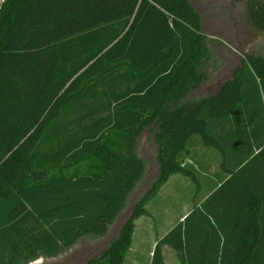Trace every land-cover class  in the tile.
<instances>
[{
  "label": "trees",
  "instance_id": "obj_1",
  "mask_svg": "<svg viewBox=\"0 0 264 264\" xmlns=\"http://www.w3.org/2000/svg\"><path fill=\"white\" fill-rule=\"evenodd\" d=\"M251 11L264 33V4ZM211 47L191 0H4L0 264L105 237L146 176L137 151L146 132L157 176L118 236L84 264H124L162 187L182 174L201 189L198 168L214 185L157 236L150 264H167L166 247L180 264H264V55L246 54L200 97ZM198 145L210 152L200 156ZM214 154L215 164L202 160Z\"/></svg>",
  "mask_w": 264,
  "mask_h": 264
},
{
  "label": "rangeland",
  "instance_id": "obj_2",
  "mask_svg": "<svg viewBox=\"0 0 264 264\" xmlns=\"http://www.w3.org/2000/svg\"><path fill=\"white\" fill-rule=\"evenodd\" d=\"M191 1L202 15L205 33L209 36L212 44V58L207 65L210 79L195 92V95L204 97L215 94L220 85L226 79L232 77L233 73L244 62L246 54L264 55V33L256 29L247 9L242 13L239 28L235 27L239 32L229 34L223 29L225 26L222 24L221 19L217 17V14L212 13L214 4L221 0ZM210 5L214 6L210 8ZM199 139H201L200 136H194L191 143ZM192 150L200 156L204 155V152H210V150H203L201 145ZM137 151L148 162L146 176L130 195L127 208L111 226L109 233L102 238H83L71 250L57 257L43 256L29 264H84L89 259L100 255L107 248L109 243L118 236L121 227L130 216L133 204L146 191L158 173L157 144L153 134L146 132L141 137ZM211 152L218 153L215 150H211ZM186 161L188 162L189 159L187 158ZM216 161L217 155L214 154L211 163L215 164ZM198 169L199 175H201V189L197 187L191 178L182 174L173 175L167 184L162 187L159 195L149 204L150 215L143 216L136 222L132 248L128 252L124 264H150L157 236H163L176 225L180 218L193 207L194 199L196 197L197 199L203 198L208 189L214 185V174L205 176L204 172L200 168ZM165 256L167 264H178L176 255L169 247L165 248Z\"/></svg>",
  "mask_w": 264,
  "mask_h": 264
},
{
  "label": "flooded vegetation",
  "instance_id": "obj_3",
  "mask_svg": "<svg viewBox=\"0 0 264 264\" xmlns=\"http://www.w3.org/2000/svg\"><path fill=\"white\" fill-rule=\"evenodd\" d=\"M256 1L264 4V0H221L217 4H214L215 6L210 5V8L214 6V8H212V13L217 14V17L221 19L222 24L225 26L223 29L229 34L233 32L238 33L239 30L235 27L239 28L241 24L240 19H242V13L245 9L249 11L250 18L253 22L251 6Z\"/></svg>",
  "mask_w": 264,
  "mask_h": 264
},
{
  "label": "crops",
  "instance_id": "obj_4",
  "mask_svg": "<svg viewBox=\"0 0 264 264\" xmlns=\"http://www.w3.org/2000/svg\"><path fill=\"white\" fill-rule=\"evenodd\" d=\"M3 2H4V0H0V7H1V5L3 4ZM202 160H204V161H206V162H208V163L211 164V158H209V156H206L205 158H202ZM212 187H213V186H212ZM212 187H211V188H212ZM211 188L208 189L206 195H205L203 198H199V199H197V197H196V199H194V201H193V202H194L193 207L190 209V211H188V213H186L185 215H183L177 223H179L180 221H182V220H183V219H184V218H185V217H186V216H187V215H188V214L194 209V206H195L196 202H197V204H200L203 200H205V198L208 196V194H209ZM195 200H196V201H195ZM177 223H176V224H177ZM174 226H175V225H174ZM174 226H173V227H174ZM173 227H172V228H173ZM172 228H171V229H172ZM171 229H169V230H171ZM169 230H168V231H169ZM168 231H167V232H168ZM167 232H166V233H167ZM166 233H165V234H166ZM166 248H167V247H166ZM164 253H165V251H164ZM176 258H177V257H176ZM177 261H178V260H177ZM178 264H180L179 261H178Z\"/></svg>",
  "mask_w": 264,
  "mask_h": 264
}]
</instances>
